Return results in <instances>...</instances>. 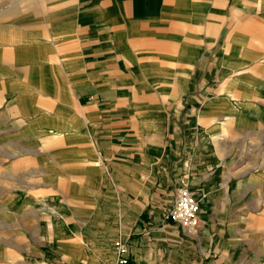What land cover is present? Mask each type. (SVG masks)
<instances>
[{"label":"crops","instance_id":"0c3cea01","mask_svg":"<svg viewBox=\"0 0 264 264\" xmlns=\"http://www.w3.org/2000/svg\"><path fill=\"white\" fill-rule=\"evenodd\" d=\"M263 194L264 0H0V264H264Z\"/></svg>","mask_w":264,"mask_h":264},{"label":"built area","instance_id":"2783aa9c","mask_svg":"<svg viewBox=\"0 0 264 264\" xmlns=\"http://www.w3.org/2000/svg\"><path fill=\"white\" fill-rule=\"evenodd\" d=\"M167 218L179 224L188 232H195L200 224V203L187 186H179L175 190L174 205ZM117 252L116 264H129L128 247L122 240L114 243Z\"/></svg>","mask_w":264,"mask_h":264},{"label":"rangeland","instance_id":"374dc122","mask_svg":"<svg viewBox=\"0 0 264 264\" xmlns=\"http://www.w3.org/2000/svg\"><path fill=\"white\" fill-rule=\"evenodd\" d=\"M258 154H260V152H255L252 149L249 150H241V151H237L235 153H233V158H235V162L237 164V169L240 172V174H242L241 172H245L246 169H248L249 171L255 172V170L257 169L254 165V162H256L257 156ZM247 164V165H246ZM264 197V194H263ZM251 201V200H250ZM249 202V199H242L240 200L241 205H243L244 203ZM253 203V201H252ZM168 212L166 214V219L169 220L167 218Z\"/></svg>","mask_w":264,"mask_h":264}]
</instances>
